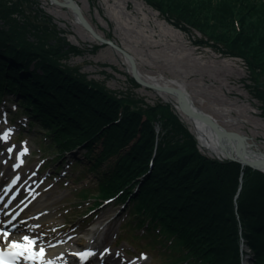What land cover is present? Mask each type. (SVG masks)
<instances>
[{"label":"trees","instance_id":"obj_1","mask_svg":"<svg viewBox=\"0 0 264 264\" xmlns=\"http://www.w3.org/2000/svg\"><path fill=\"white\" fill-rule=\"evenodd\" d=\"M144 1L174 27L206 37L197 43L245 62L264 116V0ZM82 54L33 0H0V94H21L55 153L86 149L99 197H130L135 227L157 231L167 264H241L242 240L264 264V174L201 154L172 105L140 106L65 64ZM32 63L42 74L28 71Z\"/></svg>","mask_w":264,"mask_h":264},{"label":"rangeland","instance_id":"obj_2","mask_svg":"<svg viewBox=\"0 0 264 264\" xmlns=\"http://www.w3.org/2000/svg\"><path fill=\"white\" fill-rule=\"evenodd\" d=\"M33 1L45 15L51 18L56 29L61 34L64 33L67 41L83 51L82 55H71L66 63L64 62L67 66L78 68L81 73L88 76L89 80L99 82L116 92L119 97L126 96L140 106L168 103L174 108L175 101L171 98L163 99L155 90L134 84L125 58L113 48L88 38V32L74 23L70 10L52 5L49 0ZM74 1L98 33L124 48L135 58L137 70L141 74L155 79L181 81L197 107L232 130L252 138L258 146L256 150L264 153L262 103L255 96V83L245 62L238 58L225 57L213 47L197 43V40H204L206 37L194 29L191 33H187L174 27L144 0ZM27 14L32 18L35 13L27 10ZM28 71L42 74L36 63H32ZM12 107H16L15 102L12 103ZM17 111L21 118L27 115L23 109L17 108ZM14 114V112L9 113V117H13ZM178 116L196 137L186 120L180 114ZM28 118L35 117L28 116ZM18 121L27 124L26 120ZM8 123L19 135L20 140L12 145L5 144L4 147L15 148L18 152H22L25 155L22 157L23 160L26 161V158L27 161L31 160L29 166L31 169L38 165L45 166L42 167L39 175L44 183V189L39 194L41 198H47V203L52 204L51 216L54 220L50 232H44L49 235L47 239L55 240L70 235L75 241H80L81 230H87L90 225L105 226L103 244L111 250V253L118 256L116 262L133 260L135 264H167L169 260L167 245L154 241V233L156 234L157 231L147 232L146 225L135 227L137 220L133 217L127 218L126 211H122L123 207L117 203H107L98 211L88 213L89 207L97 204L95 198L99 195V181L95 173H90L86 169L88 158L91 157L87 151L82 149L75 152L76 155L68 154L58 161L51 155L53 150L50 147L53 139L42 138L43 129L38 121L35 126L21 132V129L14 127L19 124L12 121ZM5 124L0 116L1 137L7 129ZM1 147L0 144V149ZM99 147L100 144L97 145V148ZM198 149L201 154L216 158L209 151L201 148L199 142ZM74 156L81 160H75ZM64 164L70 166L67 181L53 174L56 169L60 173H66L67 169L62 168ZM8 165L13 166L14 162L9 161ZM107 169L108 166L105 165L101 172L106 173ZM83 191L90 192L87 201L91 203L82 201ZM99 203H102V200ZM121 211L122 213H119ZM114 218L111 223L108 221ZM64 223L68 224L60 230ZM126 223L130 224L131 232L121 229ZM128 232L138 239L132 240ZM117 238L124 240L116 242Z\"/></svg>","mask_w":264,"mask_h":264},{"label":"bare ground","instance_id":"obj_3","mask_svg":"<svg viewBox=\"0 0 264 264\" xmlns=\"http://www.w3.org/2000/svg\"><path fill=\"white\" fill-rule=\"evenodd\" d=\"M52 5H55L53 3H51ZM57 6V5H55ZM59 7V6H57ZM72 13V12H71ZM73 14V13H72ZM73 20L74 23L81 28L76 16L73 14ZM88 38H90L92 41H96L90 34L87 33ZM97 42V41H96ZM119 54V53H118ZM121 55V54H120ZM126 62V61H125ZM127 63V62H126ZM130 73V72H129ZM138 73L140 75V77L147 83L149 84H153V85H157V86H179L181 88H183L184 86L182 85L183 83L181 81L178 80H173V81H167L165 79H155L151 76H147L144 74H141L140 71L138 70ZM185 88V87H184ZM157 92V94H159L160 97H162L163 99H168L171 98L172 100L173 97L169 94H166L164 92L155 90ZM180 116L186 120V122L190 125L191 130L196 134V139L198 140L201 148L209 151L212 155H214L216 158L218 159H226L228 157H236L235 151H234V143H229L228 141H226L225 139H220L218 138L211 130H209L208 128H206L204 125L191 121L189 120L187 117L183 116L182 114H180ZM157 129H159V127H156ZM251 144L254 147L255 153H252V159L257 160V159H263V154H260L259 152H257L256 148L258 147L256 142L252 139L249 138ZM246 154H247V158H250V153L248 152V150L246 149ZM5 178H9L12 177V173L10 172V170H7L4 173ZM14 181H16L18 178L15 179V177L12 179ZM34 185L30 183H28V185L26 186V190H25V195L27 193L30 192L28 187H33ZM23 204H26L27 206H29L30 204H32L29 208H31L30 211L29 208L26 212L24 213H20L21 217H24L26 219L25 223L27 224L26 227H14L12 230H23V235L18 236V235H14V232H12L10 234V237H7L4 235H2L3 240L2 243H0V251H3L5 253L9 254V245L11 244L12 241H16L19 243H24V237L27 236L30 239L36 240L37 244L35 246L34 249V253H29V255H35V257L40 258L44 255H46V253H48V255L50 254H54V256H56V260L55 262L52 261V264H57L59 262H61L62 260H64V256L63 254L65 253V251L61 248V247H66V250L68 249V251L71 249L73 251L74 248V244L72 243V238L69 236H65L63 238H60L59 240H55V241H46L44 240L42 237H40V231H42V229H48L52 226L53 224V220H52V216H51V205L47 203V198L43 199L41 201H37V199L34 197V194L30 195L27 197V199L25 200V202ZM20 206H17V208H19ZM29 212V216H25L26 213ZM49 214V215H48ZM15 220L12 221H8V223H6V227H5V233L9 230H11L13 223ZM20 228V229H19ZM100 229V228H99ZM98 229V230H99ZM95 233V230H93L92 235ZM105 234V233H104ZM1 237V238H2ZM105 237V235H104ZM0 238V239H1ZM91 240L90 238H87L86 240H83L81 244H78V246L82 245H86L87 243H89ZM50 247H55L54 249H52V252H50L48 250V248ZM61 248V249H60ZM40 249H43V253H40ZM15 251V250H13ZM99 254H101V249L99 250ZM104 258V257H103ZM20 262H26L23 259L19 260ZM106 263V262H105ZM113 263V262H112ZM21 264V263H20ZM27 264V263H26ZM111 264V263H109ZM117 264V263H116Z\"/></svg>","mask_w":264,"mask_h":264},{"label":"water","instance_id":"obj_4","mask_svg":"<svg viewBox=\"0 0 264 264\" xmlns=\"http://www.w3.org/2000/svg\"><path fill=\"white\" fill-rule=\"evenodd\" d=\"M49 2L61 8L70 10L76 16L80 26L86 32H88L96 41L103 45L113 48L116 52L121 54L128 62L133 80L139 86L148 89L158 90L171 95L175 101L174 108L179 114H182L191 121L204 125L206 128L211 130L218 138L225 139L229 143H234V151L236 157H228L229 160L239 163L242 167H249L264 174V156L263 159H252V153H255V150L247 135L232 130L225 124L219 122V120L215 119L212 115L205 112L203 109L197 107L184 87H161L145 82L138 73L135 58L124 48L109 39H105L100 33H98L88 21V19L85 17L80 6H78V4L74 0H49ZM258 85L264 89V75L260 77ZM246 149L250 153V158H247ZM259 153L264 155V153L262 152Z\"/></svg>","mask_w":264,"mask_h":264},{"label":"snow or ice","instance_id":"obj_5","mask_svg":"<svg viewBox=\"0 0 264 264\" xmlns=\"http://www.w3.org/2000/svg\"><path fill=\"white\" fill-rule=\"evenodd\" d=\"M6 138L7 136L5 135L4 139ZM9 151H11V149H9ZM4 235L7 236L9 234L4 233ZM36 244V240L30 239L27 236L24 237V243L12 241L9 245V254L14 258V260L12 262H9L0 258V264H18L20 259H23L26 262L35 260V255H29V253H34ZM40 253H43V249H40Z\"/></svg>","mask_w":264,"mask_h":264}]
</instances>
